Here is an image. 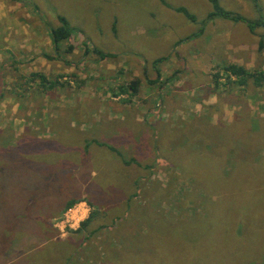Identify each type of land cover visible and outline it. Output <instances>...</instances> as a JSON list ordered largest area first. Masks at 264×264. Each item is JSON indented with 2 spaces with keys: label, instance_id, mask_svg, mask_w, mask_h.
<instances>
[{
  "label": "rangeland",
  "instance_id": "1",
  "mask_svg": "<svg viewBox=\"0 0 264 264\" xmlns=\"http://www.w3.org/2000/svg\"><path fill=\"white\" fill-rule=\"evenodd\" d=\"M166 2L0 0V264H264V83L223 69L264 71V24ZM218 3L264 20V0Z\"/></svg>",
  "mask_w": 264,
  "mask_h": 264
},
{
  "label": "trees",
  "instance_id": "2",
  "mask_svg": "<svg viewBox=\"0 0 264 264\" xmlns=\"http://www.w3.org/2000/svg\"><path fill=\"white\" fill-rule=\"evenodd\" d=\"M211 3L212 6V10H210L207 15L206 18H213V17H221V18H225V19H230L233 21H240V22H244L246 23V25L248 26V28L253 31L255 29V26H261L262 24H264V20L262 18L258 19V21H254L251 20L249 18H246L245 16H242L240 14H234L232 12H229L228 10L223 9L219 3L218 0H208ZM162 3L168 5L164 0H161ZM169 6V5H168ZM174 9L178 12H181L183 15H185L187 18H189L190 20L194 21L195 20V16L191 13H189V11L183 7V6H176L174 7ZM260 12V9H259ZM58 21H59V25L52 27L50 30V34H51V39H52V43L54 45V48L57 50L58 49V44L63 41V40H70L71 36H72V30L70 28V25L68 23V20L62 16V15H58ZM203 29H201L199 31V33L201 34ZM191 36V35H190ZM188 36V37H190ZM187 37V38H188ZM186 39V38H185ZM263 38H260L258 41V48L261 49L263 47ZM184 39L178 41L181 42ZM85 49H84V54H87L88 52H94L96 53L100 58H106V57H110L111 54L110 53H106L103 52L95 47H89L88 44H84ZM68 51H72L74 49V46L72 43L68 44L67 47ZM156 60H161V59H156ZM223 69L225 71H227L230 74L235 75L236 77H238V79H240L241 82H246V80L248 79H252V81L254 82L255 85H262L264 83V71H250L249 69L245 68L243 65H238V64H228L225 65L223 67ZM35 77H40L42 80H46L44 76H42L39 73H33L32 74ZM137 84L138 81L137 80H131L130 83L126 86H121V90L120 91H124V92H135L137 91ZM95 143L99 144V145H106L108 147V149H110L111 151H113L117 157H119L120 162H122V164H124L125 166L131 164V163H135L136 165H139L138 161L134 158H130V159H123L121 158V152L118 151L114 146L109 145V144H105L99 141H95ZM39 144L42 148V150L44 151H48V149H51V145H54V141H53V137L49 138V137H43L41 139H39ZM86 148V145L84 147V149ZM233 154V153H232ZM47 156H41L40 160L42 161V165L46 168H49L51 171L50 173L53 171V173L56 171V169L58 170H67V166L63 165V166H59V165H55L54 163L52 164H47L48 160ZM47 164V165H46ZM46 165V166H45ZM146 168L150 167V165H145ZM80 198H76V199H71L67 202L65 209L70 208L72 205H74L76 202L80 201ZM32 203V200L30 201H26L25 205H29ZM95 213V212H94ZM93 218V211L92 213H90V215L81 222L79 228H77L74 232H80L82 228H84L86 225H88L90 223V221Z\"/></svg>",
  "mask_w": 264,
  "mask_h": 264
},
{
  "label": "clouds",
  "instance_id": "3",
  "mask_svg": "<svg viewBox=\"0 0 264 264\" xmlns=\"http://www.w3.org/2000/svg\"><path fill=\"white\" fill-rule=\"evenodd\" d=\"M89 211H90V209H89L88 205L86 203L82 202L80 204V206H79L80 215L78 217H74V219H76V220H83L86 217V215L89 213ZM55 226L56 227H61L62 225L56 224ZM72 227L73 228H76L77 227V224L74 223L72 225Z\"/></svg>",
  "mask_w": 264,
  "mask_h": 264
},
{
  "label": "crops",
  "instance_id": "4",
  "mask_svg": "<svg viewBox=\"0 0 264 264\" xmlns=\"http://www.w3.org/2000/svg\"><path fill=\"white\" fill-rule=\"evenodd\" d=\"M165 2H166V0H164ZM162 3V2H161ZM167 3V2H166ZM162 4H164V3H162ZM168 4V3H167ZM164 5H166V4H164ZM169 5V4H168ZM168 5H166V6H168ZM201 4H200V2L197 4V7L198 6H200ZM171 6H173V5H171ZM176 6H182V5H175L174 7H176ZM168 7H170V5L168 6ZM183 7H185V6H183ZM256 7H257V5H256ZM187 9V8H186ZM176 11V10H175ZM189 11V10H188ZM176 12H178V11H176ZM209 12V11H208ZM178 13H180V14H182L181 12H178ZM189 13H190V11H189ZM192 14V13H191ZM183 15V14H182ZM207 15V14H206ZM185 16V15H184ZM186 20H190L189 18H187L186 16L184 17ZM215 18V20L216 19H218L219 17H213L212 19H214ZM228 20H230V19H228ZM191 21V20H190ZM231 21H233V20H231ZM234 22V21H233ZM235 22H240V21H235ZM262 26H263V24H262ZM203 29V28H202ZM204 30V29H203ZM203 30H202V32H201V34L203 33ZM193 34V33H192ZM192 34H190V35H192ZM190 35H187L185 38H186V40L187 39H189V37L188 36H190ZM188 37V38H187ZM185 38H184V40H185Z\"/></svg>",
  "mask_w": 264,
  "mask_h": 264
}]
</instances>
